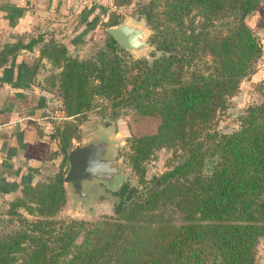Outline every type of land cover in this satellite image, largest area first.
Instances as JSON below:
<instances>
[{
  "label": "trees",
  "instance_id": "trees-1",
  "mask_svg": "<svg viewBox=\"0 0 264 264\" xmlns=\"http://www.w3.org/2000/svg\"><path fill=\"white\" fill-rule=\"evenodd\" d=\"M261 4L146 0L137 14L151 30L148 41L158 53L151 59L132 56L104 29L102 44L85 57L55 39L42 42L40 57L52 67L45 87L64 117L51 133L59 162L8 201L7 214L21 208L33 218L18 214L21 226L0 234V264H256L264 236V99L248 104L231 131L209 126L261 54L246 22ZM102 18L103 28L118 23ZM96 100L157 119L152 132L126 139L138 186L123 185L113 215L93 223L55 219L66 199L62 175L76 121ZM160 148L177 152V161L144 179L143 163Z\"/></svg>",
  "mask_w": 264,
  "mask_h": 264
},
{
  "label": "crops",
  "instance_id": "crops-1",
  "mask_svg": "<svg viewBox=\"0 0 264 264\" xmlns=\"http://www.w3.org/2000/svg\"><path fill=\"white\" fill-rule=\"evenodd\" d=\"M102 8L92 0H0V199L18 196L25 181L34 184L53 173L59 162L51 133L61 110L55 94L45 87L52 67L40 57V45L55 39L70 54H80L96 37ZM246 22L259 37L262 51L239 86L240 114L264 98V5ZM256 249L262 252L256 264H264V237Z\"/></svg>",
  "mask_w": 264,
  "mask_h": 264
},
{
  "label": "rangeland",
  "instance_id": "rangeland-1",
  "mask_svg": "<svg viewBox=\"0 0 264 264\" xmlns=\"http://www.w3.org/2000/svg\"><path fill=\"white\" fill-rule=\"evenodd\" d=\"M92 1H94L95 3L98 2V4L101 5V7H103L102 12H104L105 20L109 19V16L112 15V17H114V19H116L118 23L124 21L126 22L143 21L142 20L143 18L139 17L137 14V8L140 3L145 2L146 0H130L128 4L120 5V6H115L113 0H92ZM109 1H111V6H109L108 4ZM144 26L149 28L146 25V22ZM103 29L104 28L101 26L98 28V30L96 31V37L87 46H85V48L81 50L82 52H80V54L78 55H83V57L90 55L102 44L100 42L101 38L99 39V36H103L102 34ZM149 35L147 34L145 36L147 40ZM255 35L257 36L256 33ZM257 38L259 39L258 36ZM259 43L261 45L260 40ZM130 54L134 57L143 56L147 59H151V57H147L146 55H144V53H139L137 55L132 53ZM155 54L158 53L155 51ZM73 55H76V53H73ZM241 81L239 83V86L241 84ZM239 95H240V89L238 87L237 92L229 98L228 105L222 110H219L213 121H211L209 126L211 130L228 132L236 127L237 119L240 116V110L236 106V99L237 97H239ZM56 99L58 100L57 96ZM95 103L97 104V106H95L92 111L87 112L86 117L81 122L76 121L78 124L76 130L78 137L77 139H72L71 146L76 141H79L82 138L95 134L97 128L100 125L107 123L112 124L114 131L113 133L114 151L112 154L113 156H115L118 162L124 163L127 166L125 170V174L127 175L130 185L138 186V177L130 169L129 164L126 162L125 159V154L127 151L126 139L133 135L138 136L152 132L155 129L157 119L154 117L136 115L129 108H124L117 111H113L108 108H102L101 100H96ZM60 110H61V106H60ZM63 120L64 117L61 111L60 119L58 120L57 123H60ZM67 120L70 121L68 118ZM176 155L177 152L173 151V149H166V148H160L155 152H153L150 155V157L143 163L144 166L143 178L149 179L153 175H157L163 172L164 170H166L170 165L174 164L177 161V158L175 157ZM66 167H67V163H66ZM41 180H43V178H40L38 181ZM117 200L118 198L114 194L101 192L97 194V197L92 203L91 208L86 209L84 206H76L74 200L68 197L66 192L65 203L58 211V213L54 216V218L62 219V220H69V219L83 220L86 221L87 223H93L96 220L102 218L103 216L113 215V208ZM7 209H8V201L0 199V234L8 231H13L21 226V222L19 220L20 217L18 216V214H20V216H23L27 219L33 218L31 215L26 214L25 211L21 208H17L16 214H12V215L7 214L8 211ZM81 238H82L81 236H78L75 240V244H78L81 241ZM261 254L262 252H260V249L255 248V263L260 258Z\"/></svg>",
  "mask_w": 264,
  "mask_h": 264
},
{
  "label": "water",
  "instance_id": "water-1",
  "mask_svg": "<svg viewBox=\"0 0 264 264\" xmlns=\"http://www.w3.org/2000/svg\"><path fill=\"white\" fill-rule=\"evenodd\" d=\"M121 22L104 28L119 47L132 54L144 53L147 57L155 50L145 36L151 30L145 21ZM113 126L100 125L95 134L76 141L66 152L67 167L62 185L76 206L90 209L97 194H114L123 185H130L125 174L126 165L113 156Z\"/></svg>",
  "mask_w": 264,
  "mask_h": 264
},
{
  "label": "built area",
  "instance_id": "built-area-1",
  "mask_svg": "<svg viewBox=\"0 0 264 264\" xmlns=\"http://www.w3.org/2000/svg\"><path fill=\"white\" fill-rule=\"evenodd\" d=\"M108 4H109V6H111V1H109V3H108Z\"/></svg>",
  "mask_w": 264,
  "mask_h": 264
}]
</instances>
